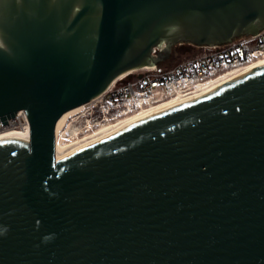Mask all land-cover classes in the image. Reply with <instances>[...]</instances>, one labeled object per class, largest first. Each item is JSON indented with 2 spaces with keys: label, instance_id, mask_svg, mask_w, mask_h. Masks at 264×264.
<instances>
[{
  "label": "water",
  "instance_id": "1",
  "mask_svg": "<svg viewBox=\"0 0 264 264\" xmlns=\"http://www.w3.org/2000/svg\"><path fill=\"white\" fill-rule=\"evenodd\" d=\"M263 27L264 0H0V122L30 127L0 139V264H264V66L63 157L55 138L179 43Z\"/></svg>",
  "mask_w": 264,
  "mask_h": 264
},
{
  "label": "built area",
  "instance_id": "2",
  "mask_svg": "<svg viewBox=\"0 0 264 264\" xmlns=\"http://www.w3.org/2000/svg\"><path fill=\"white\" fill-rule=\"evenodd\" d=\"M164 46L165 43L155 46L153 53L160 51ZM196 47L202 50L191 57L176 60L172 67L167 66L160 70L158 65L150 69L145 66L142 68L147 70L144 73L134 75L136 71H133L115 79L103 94L84 103L78 112L66 118L65 122L67 121L69 126L80 116L85 117L83 126L72 127L73 136L107 123L128 111L187 93L229 68L249 65L264 59V27L256 34L240 36L224 44ZM0 125L30 128L24 110H19L15 118L9 119L7 124L0 122ZM56 136L55 131V138Z\"/></svg>",
  "mask_w": 264,
  "mask_h": 264
},
{
  "label": "bare ground",
  "instance_id": "3",
  "mask_svg": "<svg viewBox=\"0 0 264 264\" xmlns=\"http://www.w3.org/2000/svg\"><path fill=\"white\" fill-rule=\"evenodd\" d=\"M264 66V59H260L258 61H255L249 65H244L240 67H232L227 69L226 71L215 75L208 80L204 81V83H200L197 85V87L187 93H181L177 97H173L171 99H165L159 102L150 103L146 106H143L140 109L139 112H136L134 114H129L132 111H128V113H124L122 116H119L115 119L112 123H108L106 126H103L100 129H93L91 132L83 134V135H76L74 140H72L69 143H63L61 138L58 136V133L64 124L67 117L70 115L78 112L82 107L83 104L77 107H74L68 111H66L57 121L56 124V156L63 157L65 155H68V153H72L74 151H77L80 148H84V146L96 141L97 139L109 134L110 132L119 129L121 127H124L128 124H131L133 122H136L140 119H143L145 117H148L152 114H155L157 112H160L164 109H167L169 107H172L176 104H179L181 102L186 101L187 99H191L193 97H196L200 94H203L207 91H210L212 89H215L219 86H222L226 83L233 82L234 80ZM147 69L153 68V66H147L145 67ZM133 71L137 70H131V73ZM127 73L121 75L120 77H124L127 75ZM119 79V78H118ZM112 121V120H111ZM18 137L22 138L26 141L29 140L30 133L29 128H19L14 126H1L0 125V139L6 138V137Z\"/></svg>",
  "mask_w": 264,
  "mask_h": 264
},
{
  "label": "rangeland",
  "instance_id": "4",
  "mask_svg": "<svg viewBox=\"0 0 264 264\" xmlns=\"http://www.w3.org/2000/svg\"><path fill=\"white\" fill-rule=\"evenodd\" d=\"M177 47H178V52L179 53L177 55H175L174 57H171L169 59V61L167 60L168 62L166 64V67L167 66L168 67H170V66L172 67L173 64H175L180 59L185 58V57H189V56L191 57V56L199 53L202 50L201 48L196 47L195 45L189 44V43H182V44L179 43L177 45ZM166 67L163 66L162 68H160V70H164ZM145 71H147V70L146 69H139L136 72H134V75H139L141 73H144ZM139 111H140V109H136V110L130 112L129 114H134V113L139 112ZM84 118H85L84 116H80L75 122L71 123L69 126H67V121L65 122L64 125H62V127H61V129H60V131L58 133V136L61 138V140L63 141V143H69L72 140H74L75 136H73V134H72V127L73 126H77V127L83 126L85 124ZM68 120L70 121V118ZM113 121L114 120H112V121L110 120L107 123H103V124H101L99 126L94 127L93 129H97V128L100 129L103 126H106L108 123H112ZM93 129H91L89 131H83L80 134L83 135V134L89 133ZM80 134H78V135H80Z\"/></svg>",
  "mask_w": 264,
  "mask_h": 264
},
{
  "label": "trees",
  "instance_id": "5",
  "mask_svg": "<svg viewBox=\"0 0 264 264\" xmlns=\"http://www.w3.org/2000/svg\"><path fill=\"white\" fill-rule=\"evenodd\" d=\"M168 61H169V60H168ZM168 61L162 62V63H160L158 66H160V68H162L163 66L166 67V64H167Z\"/></svg>",
  "mask_w": 264,
  "mask_h": 264
},
{
  "label": "flooded vegetation",
  "instance_id": "6",
  "mask_svg": "<svg viewBox=\"0 0 264 264\" xmlns=\"http://www.w3.org/2000/svg\"><path fill=\"white\" fill-rule=\"evenodd\" d=\"M182 44V43H181Z\"/></svg>",
  "mask_w": 264,
  "mask_h": 264
}]
</instances>
